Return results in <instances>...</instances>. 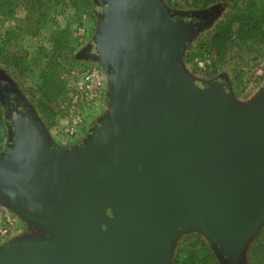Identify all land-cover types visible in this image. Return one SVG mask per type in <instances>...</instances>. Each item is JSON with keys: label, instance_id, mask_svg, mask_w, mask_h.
<instances>
[{"label": "water", "instance_id": "95a60500", "mask_svg": "<svg viewBox=\"0 0 264 264\" xmlns=\"http://www.w3.org/2000/svg\"><path fill=\"white\" fill-rule=\"evenodd\" d=\"M99 5L86 60L109 76L110 117L69 152L23 103L0 156V204L36 232L0 249V264H172L188 233L220 264H247L264 228V88L240 106L184 69V47L212 14L176 19L162 0Z\"/></svg>", "mask_w": 264, "mask_h": 264}, {"label": "rangeland", "instance_id": "374dc122", "mask_svg": "<svg viewBox=\"0 0 264 264\" xmlns=\"http://www.w3.org/2000/svg\"><path fill=\"white\" fill-rule=\"evenodd\" d=\"M88 1H90V5L84 0L61 1L38 33L25 31L27 12L23 7H18L12 18H6L0 13V49L10 38L9 49H11V54L13 53L7 66L0 61V82L10 84L15 93L20 95L23 103L36 113L49 135L52 138L58 136L61 142L68 143L64 144L62 148L69 152L83 147L89 142L98 128L108 120L112 111L109 100L111 88L108 83L109 76L106 74L107 82L104 92L90 106L84 103L78 105L83 122L77 135L71 138L64 134L63 130L69 118L72 98L77 95L80 75L92 66L102 68L98 61L86 60L87 56H84L86 53L89 54V49L94 53L95 41L102 23L100 17L93 11L95 0ZM171 1L164 0V6L171 14L183 13L197 16L206 13L212 14L214 18L207 28L196 31L192 40L182 51L181 62L187 73L200 82L224 86L237 105L243 106L251 102L264 88V61H251L250 58H247V63L243 65H239L238 61H229V65H221L216 68L213 67L216 57L213 54L205 53L204 58L186 62L185 56L190 51L189 49L196 47L213 31L223 17L225 8L215 5L202 10L190 9L179 6L183 3L182 0ZM62 33L65 37L61 39V44L65 43L67 50L72 52L75 63L72 66H57L51 69L48 64L49 59L53 54L60 52L56 43L52 41ZM202 62L204 63L203 67L200 66ZM54 77L64 86V89L59 96H55L56 99L49 101L52 92L50 93L45 86ZM0 115L2 117L0 156H2L8 150L11 142L12 120L16 119L18 115L14 117L11 115L10 106L3 98L1 91ZM7 212L13 213L9 208L0 204V216ZM17 218L21 236L36 232L35 228L29 227L18 216ZM191 234L198 233L184 234L177 247L179 244L182 246L183 241L185 245L192 247L194 239L185 242V239Z\"/></svg>", "mask_w": 264, "mask_h": 264}, {"label": "trees", "instance_id": "16d2710c", "mask_svg": "<svg viewBox=\"0 0 264 264\" xmlns=\"http://www.w3.org/2000/svg\"><path fill=\"white\" fill-rule=\"evenodd\" d=\"M61 1L63 0H0V13L6 18H12L16 9L23 7L27 12L25 31L38 33ZM84 1L90 5V1ZM162 1L164 3V0ZM182 2L179 6L184 8L202 10L220 5L226 10L213 31L196 47L189 49L190 51L185 56L186 62L204 58L205 53L213 54L216 57L213 63V67L216 68L221 65H229V61H238L239 65H243L247 63V58H250L251 61H264V0H182ZM94 5V14H97L103 22L104 9L99 5V0H95ZM172 15L180 17L186 14L174 13ZM30 27L32 28L30 29ZM64 37L65 35L62 33L52 41L56 43L60 52L53 54L49 59L48 64L51 69L57 66H72L75 63L72 52L67 50L65 43L61 44V39ZM9 41L10 38L0 49V61L6 66L10 57L13 56L9 49ZM12 62L14 63V59ZM46 84L45 88L50 93L52 92L49 101L56 99L55 96H59L64 89V86L55 77ZM54 93L55 95H53ZM1 123L0 115V125ZM193 239L192 247L185 245L184 241L182 246L179 244L176 247L172 264H219L215 251L204 236L191 234L185 239V242ZM247 264H264V228L248 249Z\"/></svg>", "mask_w": 264, "mask_h": 264}, {"label": "built area", "instance_id": "2783aa9c", "mask_svg": "<svg viewBox=\"0 0 264 264\" xmlns=\"http://www.w3.org/2000/svg\"><path fill=\"white\" fill-rule=\"evenodd\" d=\"M200 66L203 67L204 63H200ZM106 82V73L99 66H92L80 75L77 95L72 98L69 118L63 130L66 136L75 137L83 122L78 105L84 103L90 106L104 92ZM2 214L4 215L0 216V249L22 234L17 216L11 212Z\"/></svg>", "mask_w": 264, "mask_h": 264}, {"label": "flooded vegetation", "instance_id": "af4514ba", "mask_svg": "<svg viewBox=\"0 0 264 264\" xmlns=\"http://www.w3.org/2000/svg\"><path fill=\"white\" fill-rule=\"evenodd\" d=\"M176 19L178 18H182V19H188V20H192L193 17H188V15H182L179 17L178 16H175ZM88 55V53H86L84 56L86 57ZM0 91H1V94L3 96V98L5 99V101L7 102V104L10 106V111H11V115H13V117L15 115H18L20 114L22 111H23V101L20 97V95H17L15 94V92H12L11 89H9L8 86H6L5 84L1 83L0 82ZM11 243H8L5 247H8L10 246ZM216 255V253H215ZM217 257V260L219 261V258L218 256L216 255ZM219 264H220V261H219Z\"/></svg>", "mask_w": 264, "mask_h": 264}, {"label": "crops", "instance_id": "0c3cea01", "mask_svg": "<svg viewBox=\"0 0 264 264\" xmlns=\"http://www.w3.org/2000/svg\"><path fill=\"white\" fill-rule=\"evenodd\" d=\"M104 72H105V71H104ZM105 73H106V72H105ZM52 140H53V143H55V145H57V146H59V147H61V148H62V146H64V144H68V143L61 142V141H60L61 139H59L58 136L53 137Z\"/></svg>", "mask_w": 264, "mask_h": 264}]
</instances>
